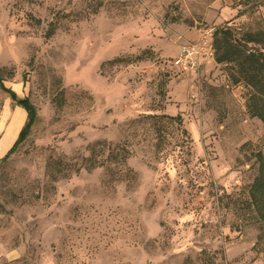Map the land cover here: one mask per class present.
<instances>
[{
  "label": "rangeland",
  "instance_id": "obj_1",
  "mask_svg": "<svg viewBox=\"0 0 264 264\" xmlns=\"http://www.w3.org/2000/svg\"><path fill=\"white\" fill-rule=\"evenodd\" d=\"M204 27L263 41L264 0H0V78L37 111L0 157V264H264L253 89L172 64Z\"/></svg>",
  "mask_w": 264,
  "mask_h": 264
},
{
  "label": "trees",
  "instance_id": "obj_2",
  "mask_svg": "<svg viewBox=\"0 0 264 264\" xmlns=\"http://www.w3.org/2000/svg\"><path fill=\"white\" fill-rule=\"evenodd\" d=\"M54 31V25L51 23L46 36L51 37ZM260 41L262 40L255 33H248L243 41L235 40L229 29H216L213 35L214 59L217 63L232 64L235 68L236 81H244L252 87L253 93L249 98L248 108L253 116L264 122V50L252 49L248 46L249 43H260ZM262 42V49H264V40ZM0 86L17 106L27 112V119L17 139L2 158L4 160L28 136L37 119V111L28 98H19L13 90L4 86L1 78ZM170 118L173 119V117ZM258 160L260 161L259 175L251 186L250 198L259 218L264 220V158L261 154Z\"/></svg>",
  "mask_w": 264,
  "mask_h": 264
},
{
  "label": "built area",
  "instance_id": "obj_3",
  "mask_svg": "<svg viewBox=\"0 0 264 264\" xmlns=\"http://www.w3.org/2000/svg\"><path fill=\"white\" fill-rule=\"evenodd\" d=\"M216 29L204 27L199 29L195 41H188L180 46L172 64L190 71H197L207 60L214 59L213 35Z\"/></svg>",
  "mask_w": 264,
  "mask_h": 264
},
{
  "label": "crops",
  "instance_id": "obj_4",
  "mask_svg": "<svg viewBox=\"0 0 264 264\" xmlns=\"http://www.w3.org/2000/svg\"><path fill=\"white\" fill-rule=\"evenodd\" d=\"M6 102L0 115V157L11 148L27 119V112L22 107L17 106L15 117L10 125L7 126L6 123L11 118V107L9 104L11 101L7 100Z\"/></svg>",
  "mask_w": 264,
  "mask_h": 264
}]
</instances>
